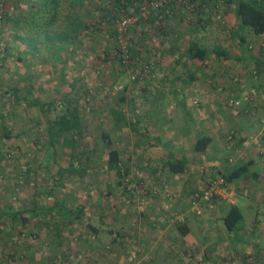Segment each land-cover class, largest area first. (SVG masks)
Listing matches in <instances>:
<instances>
[{
	"label": "rangeland",
	"instance_id": "rangeland-1",
	"mask_svg": "<svg viewBox=\"0 0 264 264\" xmlns=\"http://www.w3.org/2000/svg\"><path fill=\"white\" fill-rule=\"evenodd\" d=\"M59 2L54 13L37 10L38 5L26 0H3L0 5V210L24 209L27 218L6 215L0 220V264H264L259 235L264 195L254 188L261 183L251 180L252 188L243 184L239 190L236 182L226 180L241 152L226 159L235 130L225 127L231 119L223 111L246 116L254 112L252 118L264 110V33L243 28L247 42L237 44L239 19L231 13L210 20L209 28L200 32H195L197 24L184 26L176 18L166 22L167 30L174 24L175 34L186 33V45L196 38L207 48L219 44L249 58L195 60L180 47L155 49L166 41L171 44L167 34L147 39L139 35L138 30L158 20L156 12L120 36L114 23L102 16L98 6H104V0H86L80 6L72 0ZM226 5L228 0H222L221 7ZM182 9V3L173 1L160 13L177 15ZM76 13L86 25L77 41L57 38ZM10 14L12 19L6 20ZM123 46L131 52L129 61L117 56ZM15 87L40 103L15 102L10 98ZM70 101L80 109L83 131L76 135L75 146L61 149L63 138L53 145L50 141L49 123ZM219 111V122H214ZM211 116L212 127L221 124L224 129L220 146L212 144L203 153L193 145L188 153L187 147L181 148L188 168L180 174L169 172L165 156L176 149V135L189 132L190 141L201 136L207 129L204 120ZM261 119L264 125V115ZM254 140L264 148V133ZM112 149L121 152L122 177L108 168ZM81 152L80 165L86 170L60 177L59 166L69 165ZM212 154L224 156L222 163ZM222 177L221 194L204 202L202 196ZM55 199L69 208L84 204L87 213L63 224L58 216L32 212L33 206H48ZM239 202L244 213L241 230L253 229L252 238L246 236L252 242L259 238L253 245L218 233L220 220L206 223L215 220L222 206ZM186 215L196 226L197 238L189 242L169 236L172 219Z\"/></svg>",
	"mask_w": 264,
	"mask_h": 264
},
{
	"label": "trees",
	"instance_id": "trees-1",
	"mask_svg": "<svg viewBox=\"0 0 264 264\" xmlns=\"http://www.w3.org/2000/svg\"><path fill=\"white\" fill-rule=\"evenodd\" d=\"M12 1V0H8ZM14 1V0H13ZM86 0H72V4L76 6H80L85 4ZM103 2V1H102ZM236 2V15L239 19V25L237 31H234L235 35L240 39V44L245 46L247 39L245 36L241 34V30L243 28H248L256 35H260L264 33V0H235ZM26 3L35 6L38 5L37 10L48 9L53 13L57 10L60 2L59 0H26ZM105 5L98 6L104 18L112 16L113 14H120L119 11H122L128 6H132L135 3V0H112L110 2L111 7H107V0H104ZM0 5H3V0H0ZM167 7V6H166ZM165 7L164 10L167 8ZM79 12V10H77ZM155 12V11H153ZM31 10V15H32ZM13 15H9L6 20H11ZM208 19L200 18L198 22L193 23V25L200 26L206 24ZM19 18L15 17V23L19 26ZM192 25V26H193ZM17 28V27H16ZM86 28L84 21L81 19L79 13H76L74 18L69 21V24L66 25L65 29L57 32V38L67 39L71 43H75L79 38L82 30ZM187 56L191 59H205L207 56L213 54L217 58H227V59H236V55L231 52L230 50L224 49L222 46H216L214 50H210L203 46V44L198 39H193L189 46V49L185 52ZM135 54L140 55L137 51ZM119 56V55H117ZM241 59H249L247 55L243 54ZM256 62L259 65H262V61L260 59H256ZM10 98H14V101L20 103L22 101H26L30 105H37L40 103L38 98L32 99L28 96L31 93L29 92L28 95L23 94L20 92L18 87H15L11 90ZM32 92V91H31ZM46 104V103H45ZM49 108L53 107V102L47 103ZM44 109V108H43ZM64 113L60 114L56 117L55 120L50 121L49 123V135L50 141L52 145L55 143L56 140L62 141V147L68 146H75L76 144V135L82 134L83 126H82V117L80 113V109L76 106L73 101H70L65 104ZM8 135V133H6ZM70 141V142H69ZM211 142V137L204 135L200 136L196 140L195 149L199 152H203L207 149L208 145ZM75 154L70 161L69 165L67 166H59L58 174L60 177L66 172H75L78 169L85 171V167H81L82 163H84V159L81 158L80 154ZM78 160V162H77ZM54 161H58L57 158ZM81 164V165H80ZM108 168L111 170H116L117 173L121 176L123 174V168L121 163V152L118 149H112L108 152ZM254 164L253 160H248L245 162H241L238 166L234 167L232 170H229L225 174V178L228 182H232L242 177L246 176L247 174L253 172L252 165ZM167 166L171 170L172 173L182 172L186 170L187 161L180 160L176 156H172L171 160L167 163ZM47 169V168H45ZM129 168H126L128 171ZM256 174V173H254ZM122 177V176H121ZM38 206V205H37ZM36 205L33 206L32 212L38 214V212H42L45 214L50 215V217L54 218L55 216L59 217V220L63 224L74 223L77 220L82 219V217L87 213L86 206L84 204L79 205L77 207L69 208L66 206L65 201L60 199H55L52 204L50 205H42L38 208ZM16 216L20 215L23 219L26 220L24 216V209H20L17 211L12 212L10 209L0 210V220L6 216ZM224 223L227 229L232 234H237L243 226L242 223L244 221V213L241 207L238 204H232L228 210V212L224 216ZM90 227L95 231L97 229L90 225ZM175 228L179 231V233L183 237H187L190 234V227L186 221H177L175 223ZM238 235V234H237ZM236 236V235H235Z\"/></svg>",
	"mask_w": 264,
	"mask_h": 264
},
{
	"label": "crops",
	"instance_id": "crops-1",
	"mask_svg": "<svg viewBox=\"0 0 264 264\" xmlns=\"http://www.w3.org/2000/svg\"><path fill=\"white\" fill-rule=\"evenodd\" d=\"M192 1L196 3V13H197V15L200 18H204L205 21L208 19V21L205 22L206 24H203L204 28H201V27L196 25L195 26V29H196L195 32H200L202 30H205V29L209 28V27H207V25L209 24L210 20L212 21V20L218 19L219 17L224 18V16L226 18L227 16L230 15V13H231V15L233 14L234 19L236 18V13H235L236 12V2H235V0H228V3H229L230 6L226 5V8H222L221 7L222 0H192ZM171 5L172 4H170V6ZM182 10L183 11H178L177 15H175V14L166 15L165 16L166 17L165 18L166 21L167 22L169 20L172 21L173 19L176 18V19L182 20L184 26L188 25V23L185 20L186 11H185L184 8ZM171 26L175 27L174 24H171L169 26V28H168V32L164 34V35L167 34V36L165 38L166 39L167 38L170 39L169 41L171 42V44L168 43L165 39H162L163 42L166 41V44L165 43L163 44V42H162L163 46L157 45L155 47V49L165 48V49H167L169 51H174V50H180V49L183 48L184 50L187 51L189 49L191 41L188 42L189 45L188 44L186 45V43L184 42V40H186V38H187V37H185L186 33L183 32L184 36L182 35L181 32H178V33L175 34L172 31L173 29L171 28ZM137 37L139 38L138 35H137ZM236 38H238V37L236 36ZM237 44H240V39L237 40ZM216 46H221V45L217 44ZM216 46L214 45L213 48H208V49L214 50V48ZM179 47H180V49H179ZM223 48L226 49V50H229V49H227L225 47H223ZM235 55L237 57L236 59L239 60V59L242 58L243 54H241V55L235 54ZM207 58H217V57H215L213 54H211V55L207 56ZM218 59H221V58H218ZM195 60H199V59H195ZM223 111H224V114L230 115V119H231V120H228V121L224 122L225 127L228 129V131L231 130V129L235 130L234 140L232 142V150H231L230 154H227L226 159L228 160V158L230 156H232V154L234 152L235 153L241 152V155L238 156V159H237L238 162L236 163V165L234 167L238 166L241 162H245V161H248V160H253L254 161V164L252 165L253 166L252 167L253 172L247 174L246 176L242 177L241 179L235 180L234 182H236V184L238 185L239 190H240V187H242L243 184H246V186L250 187L251 186V182H252L251 180L257 181L258 183H261V184L259 186H254V188L257 187L258 188L257 191H259V194L264 195V148L262 147V143H259L258 141H256V143H254V141H255L254 138L257 140L258 137H260L264 133V125H261L262 124L261 123V121H262L261 116L264 115V110H260L259 111V115H257V117L253 116L252 118L249 116V114L250 113H254V112H250L246 116L245 113L242 112V111L238 112L237 110L236 111L232 110V112H227L224 109H223ZM217 114H218V117L214 119V122H219L218 118H219V115L221 114V112L220 111L217 112L215 114V116ZM213 117L214 116H211V118H207V119L204 120V124L206 125L207 129H206L205 132H203L201 134V136H204V135L210 136L211 137V142L208 145L207 149L205 151H203V152H208L209 149L211 148V146H213L212 144H215L216 147H218V145L220 146V144H219V140H220L219 136L223 134L224 129L221 130V128H220L221 124L217 128L216 127H212ZM209 125H211V127H209ZM250 128H251V130H249ZM217 129H219V130H217ZM185 130H186V128H185ZM189 135H190L189 132H187L186 134H184L183 132H180V133H178L176 135V139L174 140V147H176V149L174 151L173 150L168 151L167 155L165 156V158H166L165 166H166L167 169H169V167L167 166V163L171 160L172 156H176L180 160L187 161V166H186V170H187L189 159L187 158V154L186 153L183 154V152H181L180 150H181V148L187 147V149H188L187 153H188L189 149H190L189 146H192V145H193V147L195 149L196 140H197V138L200 137L199 136V137H196L195 139H193L192 136H191L190 137L191 141H190L189 138H188ZM161 136H163V135H161ZM250 138H252L251 141H250ZM197 152H199V151H197ZM212 155H214V160H215V162H217L218 165L220 163H222V160H224V156L220 157V155H217V154H212ZM261 156H262V158H261ZM169 172H171L170 169H169ZM182 172H184V171H182ZM182 172H177L175 174H180ZM254 173H256V174H254ZM247 177L250 178L248 180L249 182H245V181H247ZM254 185H256V184H254ZM251 188H252V186H251ZM246 194L247 193L245 191L244 194H242V195L244 196ZM237 204L241 207V209L243 211L242 203L239 202ZM221 208H223V211H221V213L220 212L216 213L215 220L211 221V220L208 219V221L206 222L207 225L213 224L217 220H220L219 223H221V224H219V227L217 226L218 227V233L220 232L224 236L230 235V238H240L241 241L240 240L239 241L241 243H247V244H251V245H253V244L257 243V241H259V238H256L255 242H252L250 239H247V238H252V236L254 234L253 229L250 230V228H247L250 231H248V230L247 231H242L241 230L238 235L235 234L237 237H232V233L227 229V227H226V225L224 223V219H223L225 214L228 212L230 207L222 206ZM177 221H186L188 223L191 231H190V234L187 237H183L179 233V231L175 228V223ZM211 222H213V223H211ZM171 223H172L173 230L170 232L169 236L171 235L174 238L177 237V236H182L185 239V241H187V242L191 241L192 238H197V236L194 235V230L196 229V226L194 225V219L192 218L191 215H186L183 218H178V219L173 218ZM259 225H260V233H259L260 241L262 240V243H264V236H263V233H264V218L263 219L262 218L259 219ZM213 228H215L214 225H213ZM246 236H248V237L246 238ZM161 240H162V243H163L164 240L163 239H161ZM176 240H180V238H177ZM193 243L195 244L194 241H193ZM263 248H261V249H263ZM261 249H260V252H259V256H261V254H262L261 253V251H262ZM263 257H264V255H263Z\"/></svg>",
	"mask_w": 264,
	"mask_h": 264
},
{
	"label": "built area",
	"instance_id": "built-area-1",
	"mask_svg": "<svg viewBox=\"0 0 264 264\" xmlns=\"http://www.w3.org/2000/svg\"><path fill=\"white\" fill-rule=\"evenodd\" d=\"M173 1L182 3L183 8L186 11V22L195 23L200 20V17L196 13V3L192 0H137L132 5L131 12H128V14L122 13L125 12V10L127 9L126 8L122 10L120 14H113L112 16L106 17V19L114 23L113 25L117 31V34L121 36L128 32L130 28L136 27L141 17H144L147 20L150 19L151 13L155 11L159 16L158 20L153 24H149L143 31L140 32L138 30L139 35L145 37L146 39L152 37V35L159 33H161L160 35H164L168 32L166 26L167 21L165 19L166 17L164 16V13L162 14L160 12H167V10H164L165 7L170 6ZM121 52L122 53H118V55L123 57L124 61H129L131 58V54H129L131 52L129 51V49H127L126 46H123V50ZM224 182L225 178L222 177L218 181L217 185L210 187L205 192V194L202 196V200L206 203L212 202V199L215 195L221 194L220 187L224 184Z\"/></svg>",
	"mask_w": 264,
	"mask_h": 264
}]
</instances>
